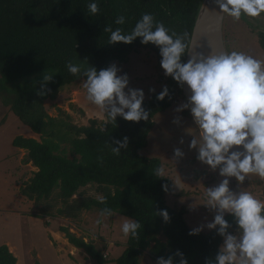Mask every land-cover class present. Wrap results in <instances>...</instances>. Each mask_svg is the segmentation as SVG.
Wrapping results in <instances>:
<instances>
[{
	"label": "trees",
	"instance_id": "16d2710c",
	"mask_svg": "<svg viewBox=\"0 0 264 264\" xmlns=\"http://www.w3.org/2000/svg\"><path fill=\"white\" fill-rule=\"evenodd\" d=\"M202 1L97 0L100 10L91 15L87 8L89 0H0V94L15 95L11 110L40 135L39 140L19 135L12 141L15 147L26 150L21 163L36 167L20 184L19 191L33 202L31 215L35 217L77 219L84 210L101 212L110 208L112 213L138 220L141 224L138 234L127 236L126 247L114 259L116 264H140V256L146 249L156 260L175 256L178 250L187 264H205L215 257L223 243L215 230L189 234L193 229L185 219L187 208L168 205L170 180L154 174L162 167L161 159L141 153L155 125L154 116L167 109L177 94L184 98L182 87L165 76L157 46L142 44L141 38L130 44L108 43L110 33L104 31L108 27L130 32L142 14L150 13L171 32L181 36L187 33L190 40ZM120 15L125 17L123 25L114 23ZM255 33L264 52V28ZM226 48L229 52L227 43ZM139 49L156 55L157 70L163 77L161 89L143 102L149 112L147 121L94 117L87 124L77 125L66 112H63L66 119L49 114L45 101L56 100L65 86L85 78L69 73L68 62L100 70L113 61L127 62L129 55ZM186 55L182 56V62ZM46 72L54 74L46 84L42 77L40 83L10 86L21 78L44 76ZM165 86L169 95L158 100L156 96ZM40 91L45 94L39 95ZM184 114L193 121L189 109ZM124 137L128 138L127 148L121 149L119 155L113 154L111 143L123 141ZM260 182L259 200L264 202V179ZM89 184H98L102 197H74ZM160 210L168 212L167 222L159 215ZM225 219L232 225L229 232L236 231L232 217L226 213ZM60 231L70 244L83 249L97 264L110 262L94 243L77 236L69 227L62 226ZM161 234L165 240L159 238ZM175 260L178 264L179 257ZM0 264H17V257L7 244H0Z\"/></svg>",
	"mask_w": 264,
	"mask_h": 264
},
{
	"label": "clouds",
	"instance_id": "9594fccd",
	"mask_svg": "<svg viewBox=\"0 0 264 264\" xmlns=\"http://www.w3.org/2000/svg\"><path fill=\"white\" fill-rule=\"evenodd\" d=\"M214 3L220 13H227L234 20L242 15L255 18L264 13V0H214ZM87 8L91 15L100 10L97 0H89ZM114 23L123 25L125 17L117 16ZM104 31L110 33L108 43L130 44L141 38L142 44L157 46L165 76L181 87L187 85L190 95L177 111L189 109L198 130L189 148L197 150V160L213 171L219 168V175L225 177L216 186L207 188L206 205L215 215L206 227L215 230L223 243L215 257L205 264H264V202L248 191L230 189L228 179L234 177L240 184L252 174L264 179V60L239 51L213 50L208 55L195 51L198 46L187 39V33L181 36L171 32L150 13L142 14L130 32L108 27ZM186 53L191 56L182 62ZM66 68L74 76L85 77L87 100L103 110L109 121H116L118 116L133 122L149 119V112L142 106L144 91L129 87L128 75L118 74L120 69L115 64L97 70L94 66L84 68L68 62ZM53 75L46 72L45 84ZM168 95L165 86L156 98L163 100ZM111 144L112 153L119 155L121 149L127 148L128 138ZM174 155L182 157L183 153L175 149ZM163 171L162 167L157 168L154 174L165 177ZM226 213L235 222V234L229 232L232 225L225 219ZM111 215L110 208L100 212L101 219ZM159 215L166 222L169 220L166 210H160ZM140 227L138 220L129 218L123 222L121 231L125 237H136ZM200 231L202 228H196L189 234ZM175 257H179L178 264H187L178 250L175 256L159 257L156 264H177Z\"/></svg>",
	"mask_w": 264,
	"mask_h": 264
},
{
	"label": "rangeland",
	"instance_id": "374dc122",
	"mask_svg": "<svg viewBox=\"0 0 264 264\" xmlns=\"http://www.w3.org/2000/svg\"><path fill=\"white\" fill-rule=\"evenodd\" d=\"M262 28L264 13L255 18L242 15L239 20H234L226 13L224 35L225 43L230 48L229 52H244L264 60V52L257 44L255 33ZM112 64L120 69L118 74L128 75L129 87L144 91V102L162 87L163 77L157 70L156 55L148 50L139 49L129 55L127 62L113 61ZM42 77L43 74L28 76L10 83V86L40 83ZM84 83L85 78H81L65 86L56 100L47 99L45 107L49 114L65 118L63 112H66L71 122L77 125L87 124L89 118L94 117L107 120L104 111L87 100ZM14 96L11 93L0 94V124L4 122L0 126V159L14 149V137L20 135L40 139V135L21 122L11 110ZM186 102L185 97L177 94L167 109L154 116L155 125L148 134V144L141 153L161 159L163 175L170 180L166 194L168 205L174 208L185 206L188 225L192 229L202 228L203 232H207L209 229L206 225L215 215L214 210L206 205L207 188L216 186L225 177L219 175V168L213 171L208 165L197 160V150L189 148V143L193 135L198 134V130L194 121L184 114L186 109L177 111ZM175 149H179L183 156L175 157ZM32 172L29 171L31 174ZM228 179L230 189L248 191L260 199L262 186L259 176L252 174L241 184L234 177ZM80 191L82 193L79 192L74 197L100 198L103 195L98 184H89ZM30 204L31 208L25 202H15L8 192L0 191V209H5L0 211V244L9 245L17 257V264H35L36 261L40 264H97L83 249L70 248L74 246L67 240L68 244L60 240L59 244L55 243L57 239L54 241L51 234L60 231L62 226L69 227L77 236L85 237L86 241L94 243L110 260L107 264H116L114 259L127 245V237L122 233L121 226L129 218L119 213H112L111 216L101 219L99 211L84 210L77 219L40 218L31 215L34 208L32 201ZM9 208L17 209L13 211ZM98 220L101 222L97 223ZM46 221L49 222L48 225L45 224ZM231 233L235 234L236 231ZM64 235L61 236L62 239H66ZM159 238L165 240L162 234ZM49 239L53 240L55 245L50 243ZM156 262L157 260L149 255L148 249L142 252L140 264Z\"/></svg>",
	"mask_w": 264,
	"mask_h": 264
},
{
	"label": "water",
	"instance_id": "95a60500",
	"mask_svg": "<svg viewBox=\"0 0 264 264\" xmlns=\"http://www.w3.org/2000/svg\"><path fill=\"white\" fill-rule=\"evenodd\" d=\"M225 16L220 13L214 0H203L195 20L190 41H192L199 51L208 55L211 51H226L225 43ZM191 53H187L185 62L190 58ZM182 92L187 101L190 92L187 85L182 87Z\"/></svg>",
	"mask_w": 264,
	"mask_h": 264
},
{
	"label": "crops",
	"instance_id": "0c3cea01",
	"mask_svg": "<svg viewBox=\"0 0 264 264\" xmlns=\"http://www.w3.org/2000/svg\"><path fill=\"white\" fill-rule=\"evenodd\" d=\"M3 123L4 122H2L0 126L3 125ZM13 148L14 149L12 151L7 153L3 158L0 159V191L8 192L12 196L15 202L17 201L22 202V203L25 202L29 205V208H31V204H30L31 200L29 201V199L26 196L20 193L19 187H20V184L23 182V180H26L28 177L31 176V173H29V171H35L36 167H34L31 163H28V164L21 163V159L26 153L25 149L18 148L15 146ZM16 209L9 208V210H13V211H16ZM1 210H5V209L1 208L0 211ZM63 235L64 234L61 231H58V232L54 231L53 234H51V237L54 241L55 239H57L55 242L57 244L60 243L59 240L63 242L64 244H68L67 239H62L61 236ZM49 240H50V243L54 244L53 240L51 239ZM70 248L78 249V248H75V246L70 247ZM57 250L59 251V247H57Z\"/></svg>",
	"mask_w": 264,
	"mask_h": 264
}]
</instances>
